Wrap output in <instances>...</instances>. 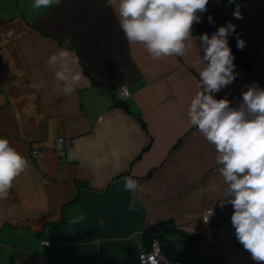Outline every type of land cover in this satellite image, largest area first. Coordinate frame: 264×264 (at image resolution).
<instances>
[{
  "label": "crops",
  "instance_id": "obj_1",
  "mask_svg": "<svg viewBox=\"0 0 264 264\" xmlns=\"http://www.w3.org/2000/svg\"><path fill=\"white\" fill-rule=\"evenodd\" d=\"M33 3L0 0V138L28 161L0 198V264H138L153 240L144 230L162 221L200 236L187 259L256 264L236 239L232 205L219 206L226 186L214 146L188 123L203 51L193 45L184 57L153 60L143 45L128 44L106 0ZM237 4L242 19L233 15ZM208 5L236 26L232 36L245 41L252 62L251 71L236 65L234 82L215 94L238 107L249 85L264 88V0ZM204 33L193 34L197 46ZM58 49L79 59L82 79L71 95L47 64ZM120 86L130 91L124 102ZM129 176L135 194L123 189Z\"/></svg>",
  "mask_w": 264,
  "mask_h": 264
},
{
  "label": "clouds",
  "instance_id": "obj_2",
  "mask_svg": "<svg viewBox=\"0 0 264 264\" xmlns=\"http://www.w3.org/2000/svg\"><path fill=\"white\" fill-rule=\"evenodd\" d=\"M234 0H229L233 3ZM61 0H34V9L59 5ZM209 0H106L118 20L128 44H141L153 60L184 57L195 45L199 55L198 90L187 108L188 123L214 146L215 163L226 186L219 199L221 209L231 204V225L237 241L250 253L256 264H264V88L253 83L242 93V102L233 107L227 98L215 94L234 82V55L228 37L236 26L228 22L209 36L193 40V25L201 23L200 13L207 12ZM237 4L233 15L242 19ZM209 22L214 23L211 16ZM10 35V34H9ZM245 46L237 39V48ZM79 59L74 53L58 49L47 60L54 77L63 85V93L71 95L82 79L76 70ZM28 167L27 159L7 138H0V198H6L13 180ZM209 187L217 190L210 182ZM123 189L135 194L138 181L125 177ZM203 191V189H202ZM135 208V200L129 204Z\"/></svg>",
  "mask_w": 264,
  "mask_h": 264
},
{
  "label": "trees",
  "instance_id": "obj_3",
  "mask_svg": "<svg viewBox=\"0 0 264 264\" xmlns=\"http://www.w3.org/2000/svg\"><path fill=\"white\" fill-rule=\"evenodd\" d=\"M202 22L193 25V34L206 32L209 36L215 32L219 27L225 26L224 15L220 9L207 6V12L200 13ZM211 16L214 23L209 22ZM228 43L235 57L234 64L241 65L248 71L252 70L251 59L240 49L237 48V43L233 36L228 37ZM144 239L150 242L152 239H158L162 246V253L170 261H177L180 259L188 262H196L195 257L189 259L183 257V253L192 255L191 249L195 241L200 236L186 233L178 229L171 221H162L147 227L143 232Z\"/></svg>",
  "mask_w": 264,
  "mask_h": 264
},
{
  "label": "built area",
  "instance_id": "obj_4",
  "mask_svg": "<svg viewBox=\"0 0 264 264\" xmlns=\"http://www.w3.org/2000/svg\"><path fill=\"white\" fill-rule=\"evenodd\" d=\"M130 97V91L126 86H120L116 91V99L119 101H126ZM62 137L55 139V151L58 153L62 152ZM37 154L36 150L32 151V156L35 157ZM212 217V210L207 206L202 213V220L207 222ZM138 264H223L219 260H206V261H196L188 262L187 260L180 259L177 261L168 260L162 253V246L158 239H153L149 245V248L142 250L138 253Z\"/></svg>",
  "mask_w": 264,
  "mask_h": 264
}]
</instances>
